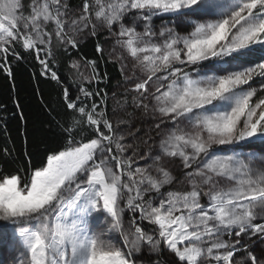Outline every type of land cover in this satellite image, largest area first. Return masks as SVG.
Returning a JSON list of instances; mask_svg holds the SVG:
<instances>
[{
  "label": "snow or ice",
  "instance_id": "6c2138e0",
  "mask_svg": "<svg viewBox=\"0 0 264 264\" xmlns=\"http://www.w3.org/2000/svg\"><path fill=\"white\" fill-rule=\"evenodd\" d=\"M30 60L60 104L37 163H0V255L264 264V0H0V71Z\"/></svg>",
  "mask_w": 264,
  "mask_h": 264
},
{
  "label": "trees",
  "instance_id": "16d2710c",
  "mask_svg": "<svg viewBox=\"0 0 264 264\" xmlns=\"http://www.w3.org/2000/svg\"><path fill=\"white\" fill-rule=\"evenodd\" d=\"M72 3L78 4L79 0H72ZM159 23L160 21L157 20L156 24L159 25ZM99 39L103 42L104 36L101 35ZM95 43L96 38L83 41L79 54L90 59L96 58L93 50ZM12 69V76L0 71V152L5 147L12 151V156L7 159V162L0 159V163H4L8 170L26 163L28 160L26 152L32 154L31 158L34 164L39 161L40 141L46 136V130L54 127L49 123V113L52 110H59L60 104L58 86L55 82L38 76L40 68L37 63L31 60L29 63H21L19 66L13 63ZM99 70L107 71L110 77L107 87L103 82L99 85L100 88L109 92L108 108L110 110L112 106L111 90L116 88L117 81L121 79L118 66L114 67L111 63L106 64L101 61ZM59 71L62 76L68 78L70 69L67 63H64ZM135 123L137 127L141 126L139 117ZM144 127L147 125L145 124ZM257 143L259 144V142ZM256 245L257 250L264 247L258 240Z\"/></svg>",
  "mask_w": 264,
  "mask_h": 264
},
{
  "label": "rangeland",
  "instance_id": "374dc122",
  "mask_svg": "<svg viewBox=\"0 0 264 264\" xmlns=\"http://www.w3.org/2000/svg\"><path fill=\"white\" fill-rule=\"evenodd\" d=\"M254 86H258V84L254 85ZM253 150L257 151L258 148L253 149ZM262 155H264V153H262ZM11 260H12V257L7 252H5L4 254L0 255V264H11Z\"/></svg>",
  "mask_w": 264,
  "mask_h": 264
}]
</instances>
